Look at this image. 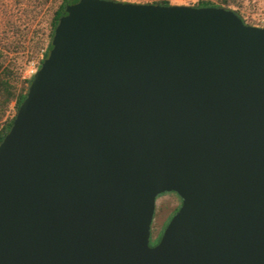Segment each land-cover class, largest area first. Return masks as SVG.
Listing matches in <instances>:
<instances>
[{"label": "water", "instance_id": "95a60500", "mask_svg": "<svg viewBox=\"0 0 264 264\" xmlns=\"http://www.w3.org/2000/svg\"><path fill=\"white\" fill-rule=\"evenodd\" d=\"M0 264H264V27L67 5L0 143Z\"/></svg>", "mask_w": 264, "mask_h": 264}, {"label": "rangeland", "instance_id": "374dc122", "mask_svg": "<svg viewBox=\"0 0 264 264\" xmlns=\"http://www.w3.org/2000/svg\"><path fill=\"white\" fill-rule=\"evenodd\" d=\"M123 3H152L159 0H112ZM201 1L231 10L246 25L264 27V0H168L172 6L197 7ZM62 0H0V79H6L18 93L23 82L37 71L48 45L50 24ZM28 88V87H27ZM0 97V129L16 114L15 102L2 105ZM181 200L175 193H164L156 198L151 224L154 233L165 230L180 208Z\"/></svg>", "mask_w": 264, "mask_h": 264}, {"label": "trees", "instance_id": "16d2710c", "mask_svg": "<svg viewBox=\"0 0 264 264\" xmlns=\"http://www.w3.org/2000/svg\"><path fill=\"white\" fill-rule=\"evenodd\" d=\"M78 0H62L59 8L55 11L53 18L51 20V24H50V33H49V41H48V45L45 48L44 52H43V57L39 63L38 68L40 67V65L42 64L43 60L48 56L49 50L51 49V40L54 34V30L55 27L57 26L58 20L59 18L63 15L64 13V8L69 5V4H73L75 2H77ZM223 5H228L229 1L228 0H223L222 1ZM154 4H160L163 6H168V0H159L158 2H153ZM197 7H221L217 4L211 3L210 1H201L199 2V4L197 5ZM238 15V14H237ZM244 22V21H243ZM32 77H30L29 79L25 80L23 82V87L20 89V91L18 93H16L14 91V88L12 87V85L9 83L8 80L6 79H0V97H2V105H9L12 101L15 102V109L16 112L19 108V106L21 105V103L23 102V100L25 99V95H26V91H27V87L29 86L30 82H31ZM15 117V116H14ZM14 117H12L9 121H6L3 126L0 129V143L3 140V138L5 137V135L7 134V132L9 131L13 119ZM160 235L162 236V232L160 233Z\"/></svg>", "mask_w": 264, "mask_h": 264}, {"label": "flooded vegetation", "instance_id": "af4514ba", "mask_svg": "<svg viewBox=\"0 0 264 264\" xmlns=\"http://www.w3.org/2000/svg\"><path fill=\"white\" fill-rule=\"evenodd\" d=\"M160 233L161 232L159 231L157 233L152 232V230L150 231V242H149L150 247H153L158 244L161 238Z\"/></svg>", "mask_w": 264, "mask_h": 264}, {"label": "built area", "instance_id": "2783aa9c", "mask_svg": "<svg viewBox=\"0 0 264 264\" xmlns=\"http://www.w3.org/2000/svg\"><path fill=\"white\" fill-rule=\"evenodd\" d=\"M36 72V71H35ZM35 72H31V75H30V77H33V75L35 74Z\"/></svg>", "mask_w": 264, "mask_h": 264}]
</instances>
